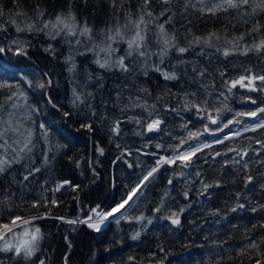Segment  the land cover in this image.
Returning a JSON list of instances; mask_svg holds the SVG:
<instances>
[{
    "label": "trees",
    "instance_id": "trees-1",
    "mask_svg": "<svg viewBox=\"0 0 264 264\" xmlns=\"http://www.w3.org/2000/svg\"><path fill=\"white\" fill-rule=\"evenodd\" d=\"M136 3L137 0H133V10L136 8ZM0 4H3L6 11L14 7L13 0H0ZM37 4L54 14L58 10L66 9L68 0H20L19 6L31 15ZM155 7L158 12L167 6L159 4ZM172 7L176 8L178 13L176 35L183 41L185 28L179 27L181 23L179 6L174 4ZM73 8L79 18H86L97 30L112 20L115 12L111 7V0H88L87 4L83 3L82 0H74ZM189 12L192 23L185 22V24L186 27L192 29L194 34L203 35L211 30L223 29L231 37L233 33L239 35L245 30L244 26L239 25L232 28V23L235 21L229 20V13H219L217 17H213L211 15L201 16L200 13L191 9ZM162 19H167V17ZM224 25H227V28H224ZM9 34L17 35L12 30ZM20 35L29 39L33 47L29 49L28 57H15L11 54L4 56L7 78L12 80V73L14 72L35 73L38 76L49 73L52 76L53 86L47 91L53 101L62 106L61 111L53 109L50 105H45L41 98L42 115L36 119L47 122L49 127L55 130L52 137L54 144H65L66 141L68 143L59 151L50 153L54 156L50 165L44 167L34 177H30L27 188H22L19 184L11 185V191L16 193L14 197L15 206L11 212L5 208L3 215L0 216V221L8 222L12 215L30 217L47 213V218L36 221L45 234V239L42 241L45 256L41 258L46 259V264H65V257H67V264H158L164 255L159 252L161 246L169 254L164 260V264H169V261L171 264H217L218 261L219 264H255L258 258L257 249H247L242 253L238 250L242 244L248 242L246 237H251L258 242L261 241L262 234H264V226H262L264 225V209L256 212L239 210L236 213L231 212L230 209L236 199V192L241 193V202L246 205L249 201H251V206L264 204V192L259 187L260 184H264V149L260 151L259 157L252 151L253 148H261L255 141L256 139H264V130L244 133L242 136L226 141L225 144L215 145L211 149L198 153L192 159V167L184 169L185 176L173 178L172 185H168V179L174 171L178 173L181 169L167 167L165 170L162 168L155 184L147 189L135 204L131 202V207L126 208L125 218L120 219L119 223L114 219L99 233L90 230L85 224L70 225L54 217L85 218L91 207L100 205L102 208H108L120 202L128 191L127 186L133 183L134 177L131 175L133 170L128 169L125 164H113L121 151L116 147L117 143L121 145V148L133 150L132 159L135 158V150L141 148L151 136L157 138L145 148V151L148 152L157 151L155 145L160 141L165 146L178 144L177 140H173L170 135L163 133H148L143 137L137 135V132L142 131V126H138L135 121L127 120L126 117L129 115L138 116L146 121L148 114L139 108L121 113L119 106L113 107L118 90L123 89L121 104L127 103L126 97L129 95L142 96L149 103H156L161 111V118L165 121V124L161 125L164 133L181 136L184 134L181 117L183 120L191 119L193 124L189 127L192 128L199 127L202 123L196 119L194 109L187 111L183 109L180 104L183 93L194 92L195 95L189 98L197 102L211 97L210 104L212 107L222 108L219 101L215 100V96L219 92L226 91L223 81L238 78L246 69H251L256 74H264V53L250 52L246 56L234 54L226 58L221 53H216L215 50H208L209 55L199 57L192 52L186 53L184 57L173 53L162 67L167 69L170 65H176L174 70L180 78L175 81H166L156 72H149L147 77L141 74L133 77L121 73L102 72L95 64L91 63V55L87 57L78 56L76 59L80 79H83L85 67L93 73L102 72L103 75L102 80H93L89 82L87 89H84V91L93 92L95 96V99L90 100L92 107L96 109V115L92 117L91 112L84 106H81L82 111L80 112L72 107L73 85L69 81L67 66L64 64V56H67L69 51L68 46L53 42L57 44L56 58L54 59L43 50L49 43L43 35L36 37L27 33ZM246 41L251 43L252 37H246ZM123 47L121 45V51ZM181 59H187L190 63L187 66L178 64L177 62ZM193 63L198 66V70L199 68L207 69V75L203 78L197 77L196 73L191 70ZM17 64L20 66L18 69L15 67ZM221 72H224L225 76L222 77ZM100 84L103 87H100ZM139 87L148 91L139 92L136 90ZM242 92L249 95L246 90L240 89L238 86L237 89H233L235 95L226 103L233 109L255 107V105L242 106L240 104ZM173 93L176 95L173 96ZM7 94L8 90L5 89L0 92V97ZM40 95L39 92L30 91V101L34 102L35 98L40 97ZM251 95L257 96L258 94L251 93ZM260 98L264 99V94H261ZM221 99L223 98L221 97ZM166 106L178 108L179 115L176 112L164 111ZM63 111L72 112V116L63 117ZM213 114L215 115V112ZM222 114L225 118L232 115L227 110H224ZM105 116L107 119L104 118ZM89 117L95 120L93 126L96 131L89 133L81 130L77 132L79 123ZM117 117H124L120 124L121 132L119 136L110 139L112 136L110 121ZM240 119L247 121V118L242 117ZM212 127L216 126L213 125ZM230 127L233 131L242 129V125L239 124ZM224 131L227 132L228 129ZM216 135L222 136L224 133H217ZM214 138L213 135L209 134L201 137L202 140ZM96 144L104 148L103 156L95 151ZM229 147L249 149V155L245 157L249 160L248 169H244L240 164L229 163L225 165L223 163L235 153L221 155L215 161L212 160L211 155L206 157V153H214L217 150L223 152ZM171 151L172 149H168L169 153ZM36 155L38 157L37 164H39V146ZM205 158L208 160L207 163H204ZM140 159L151 164L154 157L142 156ZM77 161L80 162L79 167H77ZM93 167L99 173L98 177L93 174ZM16 168L19 166H14L13 171ZM135 171L138 173L140 170L135 169ZM194 171L201 173L204 183L213 185L208 189V193H211L210 197L206 198L204 195H199L203 185L198 182ZM248 174L253 175L255 187L249 185V188L245 189V177ZM11 179L12 177H0V189L8 186ZM16 179L22 180L23 178L17 175ZM65 180L71 183L65 185L58 195L49 193L50 191L47 189L54 181L63 182ZM216 184H219V187H215ZM72 185L79 187L73 189ZM165 189H169L170 196L174 197L168 201L174 209L178 210L182 206L186 209L181 215V226L177 227L168 221L153 219V224L148 225L147 229L141 232L139 240H131V235L140 230L142 225L134 220L130 222V218L138 216L141 212L146 216L153 215L151 209L159 204ZM185 190L189 191L187 200L183 196ZM245 192H247L246 198ZM42 193L49 201L56 196L57 205L53 206L49 203L45 206L44 201L41 200L39 207H32V201L40 199ZM21 199H23V203ZM217 209L220 212L219 216L213 214ZM185 244L189 246L184 247ZM261 250L264 251V242H261ZM152 252L157 253L154 259L149 255ZM10 256V253H0V260H3L4 264H11L8 259ZM129 257H135V259L130 261ZM259 258L264 260V257Z\"/></svg>",
    "mask_w": 264,
    "mask_h": 264
},
{
    "label": "snow or ice",
    "instance_id": "snow-or-ice-1",
    "mask_svg": "<svg viewBox=\"0 0 264 264\" xmlns=\"http://www.w3.org/2000/svg\"><path fill=\"white\" fill-rule=\"evenodd\" d=\"M87 4L88 0H82ZM74 0H68L66 9L50 13L47 8L37 4L32 10V14L20 7V0H13L14 7L5 10L3 4H0V92L5 89L8 94L0 97V177H12L9 185L0 189V216L3 215V210L6 208L12 211L15 206V192L11 191L12 184H19L22 188H27L30 183V177H34L36 173L42 171L44 167L50 165L51 159L54 156L50 153L59 151L67 146L65 144L53 143L52 137L54 129L50 128L47 122L38 121L36 118L42 115L40 106L41 98L45 105H50L53 109L61 111L62 106L55 103L48 94V89L53 86V79L49 73L36 75L35 73H12V80L7 78V70L4 68V56L11 54L15 57H28L29 49L33 47L29 39L24 38L20 34L27 33L30 36L36 37L43 35L49 41L44 47V51L56 58L57 42L68 46V55L64 56V64L67 66L69 73V81L72 83V107L78 112L82 111L81 106H84L92 117L96 115V109L92 107L90 100L95 99L94 93L84 91L87 89L89 82L93 80H102V72L121 73L132 75L141 74L145 77L149 72L159 73L166 81L179 80V75L174 70L176 65H170L167 69L162 67L165 61L169 59L173 53L180 57H184L186 53L192 52L195 56H206L210 53L208 50H215L216 53H221L225 58L229 55L240 54L248 55L250 52L257 54L264 53V0H137L136 8L133 10V0H111V7L115 10L112 20L107 22L104 27L95 29V26L90 24L86 18H79L76 10L73 8ZM163 4L167 7L156 11V5ZM179 6V16L181 23L179 27L185 28L183 33V41L176 35L178 27L176 17L178 15L176 8L172 5ZM191 9L203 15H211L217 17L219 13H229V20H234L232 28L244 26V31L239 35L233 33L229 37L223 29L211 30L203 35L194 34L191 28L186 27L185 22L192 23L190 19ZM122 13V15H121ZM167 17V19H162ZM227 28V25H224ZM12 30L15 36L10 35ZM251 36L252 41L248 43L246 37ZM121 45L123 50L121 51ZM91 55V63L95 64L102 72L93 73L87 67L83 70V79H80L78 70L77 57H87ZM155 58V59H153ZM187 66L190 61L181 59L177 62ZM17 69L19 64L15 65ZM197 77L203 78L207 75V69L199 68L196 64H192V69ZM220 75L225 76L224 72ZM226 91L219 92L215 96V100L219 101L222 108H213L208 99L197 102L190 99L194 96V92L183 93V98L180 102L184 110H195L196 119L202 123L199 127L192 128L189 125L193 124L191 119L183 120L182 131L183 135L174 136L170 133H164L161 125L165 121L161 118V111L156 103H149L142 96L126 97L127 103L121 104L120 89L116 93V101L113 107L119 106L121 113L128 110L142 109L147 112L148 119L143 121L138 116H127V120L135 121L138 126H142V131L137 132V135L145 136L148 133L170 135L171 139L177 140L178 144H165L160 141L155 147L157 151H145L150 145V142L156 139V136H151L144 142L141 148L135 150V158H133V150L121 148L119 143L116 144L118 149H121L113 164L123 163L128 169H132L133 183L128 185L127 193L121 198L119 203H116L108 208H102L100 205L91 207L88 210V215L85 218L77 217L76 219H67L64 217H54L61 219L70 225L85 224L88 228L99 233L105 222H109L110 218L115 217L116 222L125 218V206L131 207L129 202L135 204L144 192L155 184L158 175L161 174V169L167 167L180 168V172H173L168 179V185L173 184V178L184 177V169L192 167V159L198 153L204 152L206 149H211L215 145L225 144L234 138L248 132H259L264 130V99H261V94H264V74H256L251 69H246L238 78L225 79L223 81ZM103 87L102 84L99 85ZM246 90L248 93H257V96L241 95L240 102L243 105H255V107H242L241 109H233L226 101H228L235 93L233 89ZM139 92L148 91L143 87L136 89ZM36 91L41 95L35 98L34 102L30 101L29 92ZM173 96L176 94L173 93ZM221 97L223 99H221ZM227 110L232 115L228 118L223 116V111ZM166 112H176L179 115L178 108H164ZM215 112V115L213 114ZM63 117H71L72 112L63 111ZM247 118V121L240 118ZM107 119V117H104ZM124 117H117L110 121V132L112 137L119 136L121 129L120 124ZM95 120L91 117L79 123L77 132L84 130L86 132H94ZM242 125L240 131H233L230 126ZM215 125L216 127H212ZM228 129L227 132L224 130ZM217 133H224L222 136H217ZM205 134L213 135L212 140L201 139ZM249 139H252L249 137ZM256 144L261 148H253L252 151L257 157L260 151L264 149V139H256ZM39 146L40 163L37 164V148ZM164 149L163 151H161ZM168 149H172L169 153ZM95 151L100 156L104 155V148L99 144L95 145ZM235 153L234 156H229L228 160L223 163L240 164L244 169H248L249 160L245 159L249 155L248 148L229 147L226 151L217 150L214 153H206V157L211 155L213 161L221 155ZM142 156L154 157L151 164L140 159ZM207 158L204 163H207ZM77 161V167H79ZM99 163V161H96ZM19 166L13 171L14 166ZM135 169L140 171L137 173ZM93 174L99 176L95 167L92 168ZM22 176V180H17L16 176ZM198 182L203 185L199 195L210 197L208 189L213 185L204 183L199 171H194ZM245 189L249 185L255 187L254 177L251 174L245 177ZM27 182V183H26ZM70 181L59 182L50 191H60L65 185H69ZM73 189L78 188V185H72ZM215 187H219L216 184ZM264 192V184L259 185ZM245 198L247 192H245ZM184 198H189V191L183 192ZM236 199L233 201V206L230 211L233 213L239 210H248L256 212L264 209V204L251 206V201L246 205L241 202V193L236 192ZM174 197L170 196V190L165 189L159 204L151 209L153 215L146 216L141 212L138 216L130 218L131 221L142 225L140 230L131 235V240L137 241L140 239L141 232L147 229L148 225L153 224V219L164 220L170 222L173 226H181V215L186 210L184 206L178 210L168 203ZM41 200L44 205L49 203L53 206L57 205V200L53 197L50 201L47 200L43 193L40 199L32 201V207H39ZM23 203V199H21ZM190 207V204L188 205ZM158 214V215H157ZM214 215L219 216L220 212L217 209ZM48 214L33 215L30 217H22L20 215H12L8 222L0 221V253H10L8 258L11 264H46V259L42 248V241L45 239V234L36 221L45 219ZM264 226V225H262ZM247 243L242 244L238 250L240 253L247 249H257V259L255 264H264V260L259 257H264V251L261 250V242H264V234L261 241L253 240L251 237H246ZM70 246V245H69ZM189 245L185 244L184 247ZM159 252L163 253V257L158 264H164V260L168 257V252L161 246ZM154 259L156 252L149 253ZM35 258V259H34ZM130 261L135 257H129ZM0 264H4L0 260ZM67 264V257H65ZM171 264V261H169ZM219 264V261L217 262Z\"/></svg>",
    "mask_w": 264,
    "mask_h": 264
},
{
    "label": "bare ground",
    "instance_id": "bare-ground-1",
    "mask_svg": "<svg viewBox=\"0 0 264 264\" xmlns=\"http://www.w3.org/2000/svg\"><path fill=\"white\" fill-rule=\"evenodd\" d=\"M239 91V90H238ZM243 92H245V91H243ZM243 92H242V94H243ZM241 93V92H240ZM247 94V93H246ZM243 95H245V93L243 94ZM248 95V94H247ZM249 95H251V93H249ZM263 95V94H262ZM253 96V95H252ZM256 96V95H255ZM241 104V103H240ZM163 126V125H162ZM241 129H239V131H240ZM152 135V134H151ZM242 136V135H241ZM60 181H54L50 186H49V188L48 189H53L54 187H55V185L57 184V183H59ZM62 189V188H61ZM61 189H60V191H61ZM50 191V190H49ZM60 191H50L49 193H51L52 195H58L59 194V192ZM55 199H56V196H55ZM131 203V201L129 202V204ZM128 207V205H126L125 206V209L124 210H122V211H124L125 212V210H126V208ZM115 217H113V218H110V221H109V223L111 222V221H114L113 219H114ZM108 223V222H107ZM108 225V224H107ZM107 225H105L104 226V228L107 226ZM104 228H102V230H104ZM90 229V228H89ZM90 230H92V229H90Z\"/></svg>",
    "mask_w": 264,
    "mask_h": 264
},
{
    "label": "rangeland",
    "instance_id": "rangeland-1",
    "mask_svg": "<svg viewBox=\"0 0 264 264\" xmlns=\"http://www.w3.org/2000/svg\"><path fill=\"white\" fill-rule=\"evenodd\" d=\"M114 219H116V218H114ZM114 219H113V220H114ZM108 223H109V222H108ZM108 223H107V222H105V225H107ZM105 225H104V226H105ZM104 226H103L102 228H104Z\"/></svg>",
    "mask_w": 264,
    "mask_h": 264
}]
</instances>
